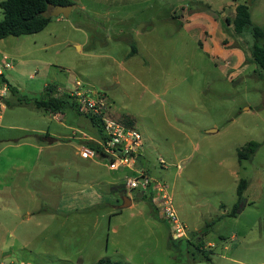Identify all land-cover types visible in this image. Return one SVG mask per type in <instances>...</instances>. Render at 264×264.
Wrapping results in <instances>:
<instances>
[{"label": "rangeland", "instance_id": "rangeland-1", "mask_svg": "<svg viewBox=\"0 0 264 264\" xmlns=\"http://www.w3.org/2000/svg\"><path fill=\"white\" fill-rule=\"evenodd\" d=\"M238 1L264 30V0ZM71 2L67 17L0 39L12 64L3 71L0 172L20 185L7 191L19 208L0 207V248L15 264H264V78L224 30L235 0ZM242 35L252 42L251 27ZM77 81L141 132L148 174L167 185L195 236L170 245L168 221L135 189L124 187L131 206L115 208L121 195L109 187L129 173L79 155L97 138L90 120L34 106L47 84L62 95ZM250 141L260 145L239 161ZM241 179L243 207L230 216Z\"/></svg>", "mask_w": 264, "mask_h": 264}, {"label": "trees", "instance_id": "trees-1", "mask_svg": "<svg viewBox=\"0 0 264 264\" xmlns=\"http://www.w3.org/2000/svg\"><path fill=\"white\" fill-rule=\"evenodd\" d=\"M49 2L61 5L72 4L71 0H1L0 8L3 12V17L0 20V39L11 35L19 36L23 34H33L42 30L51 19V17H43L41 15V12L46 9L47 3ZM233 6L232 15L225 16L223 22L224 30L235 37V40L238 43V48L242 51L246 63L256 65L260 69L261 75L264 78V30L262 27L253 24L250 7L247 3L235 0ZM246 27H251V43H249L248 39L242 35V32ZM131 52H133V50ZM1 81L6 82L3 76H1ZM8 88L17 92V89L10 84H8ZM33 104L35 107L53 114L60 113L67 108L75 109L77 112L83 113L90 120L92 126L97 130L96 136L98 138L102 135L101 119L86 113L69 92H63L62 95H57L56 89L52 84L46 85L44 97L35 99ZM129 125L131 124H128V126ZM259 145V142L250 141L245 146L238 149V160H251ZM84 146L93 148L96 151L97 158L104 157L95 141H84ZM246 184L245 179L239 181L237 186V201L228 215L234 216L243 207V191ZM125 192V190H122L121 194ZM188 234L190 237H193L197 233L190 232ZM185 240L190 243L189 238ZM169 242L170 245L174 246V241L171 236ZM199 245L201 244L195 246L200 249ZM102 262H105V260L100 259L95 264Z\"/></svg>", "mask_w": 264, "mask_h": 264}, {"label": "built area", "instance_id": "built-area-1", "mask_svg": "<svg viewBox=\"0 0 264 264\" xmlns=\"http://www.w3.org/2000/svg\"><path fill=\"white\" fill-rule=\"evenodd\" d=\"M11 67V60L4 53L0 54V77L3 76L4 70ZM7 90L6 82L2 81L0 98L5 97ZM69 93L86 113L101 119V137H90L89 140L98 144L104 157L108 159V168L113 171L128 172L129 175L124 176V187L141 191L143 196L147 195L149 197L160 216L168 221L170 236L173 240L186 238L187 230L177 215L167 185L155 181L148 174L146 168L139 165V160L144 155L141 132L133 126H128L122 121L108 116L106 114L108 106L106 98L99 96L97 91L82 89L79 81L76 82L74 89L70 90ZM80 138L85 137L82 135ZM78 151L81 157L97 159L96 151L93 148L83 145Z\"/></svg>", "mask_w": 264, "mask_h": 264}, {"label": "crops", "instance_id": "crops-1", "mask_svg": "<svg viewBox=\"0 0 264 264\" xmlns=\"http://www.w3.org/2000/svg\"><path fill=\"white\" fill-rule=\"evenodd\" d=\"M54 115H56V114H54ZM11 153L12 152H9V154L6 157H11L12 158L14 156V153L13 154H11ZM15 154H18V153L15 151ZM144 157H145V155H143V157L139 160V165L146 168V166H144V162L142 160V159H144ZM13 158L16 159L17 157H13ZM0 161H1V158H0ZM9 164H10V168H12L13 170H17V169H21L22 168V164L16 162V160L9 162ZM6 176H7L6 171L0 172V207H3V209L6 208V209H4L5 211L9 210V208L7 206H13L14 209H18L19 205H18V200L16 198L17 197L16 196L17 193L16 194H12V193H9L7 191L11 190V189H14V191L16 189H18V188L20 189V185L17 182L16 176H15V178H11L10 179V181H9V182H11L10 184H9V182L6 179ZM7 187H8L7 190L4 189V188H7ZM109 189L117 191L120 195H122L121 194L122 190H125L123 183H120L118 185L111 184ZM131 205H132V201H131L130 206ZM115 208L120 209L119 206H115ZM9 233H11V232H9ZM209 245H211V243ZM6 251L7 250L4 249V247L0 248V257L2 259V260H0V264H15L14 261H12V260H10L8 258V254H6Z\"/></svg>", "mask_w": 264, "mask_h": 264}, {"label": "water", "instance_id": "water-1", "mask_svg": "<svg viewBox=\"0 0 264 264\" xmlns=\"http://www.w3.org/2000/svg\"><path fill=\"white\" fill-rule=\"evenodd\" d=\"M71 9H72L71 4L61 5V4H53V3L49 2V3H47L46 9H44L41 12V15L43 17H55V16H59V15H63L65 17H67L69 15ZM134 197L135 198H142L143 193L141 191H137V192H135ZM121 200H122V203L119 205L120 209L130 206L132 198L127 193H124L121 195Z\"/></svg>", "mask_w": 264, "mask_h": 264}]
</instances>
